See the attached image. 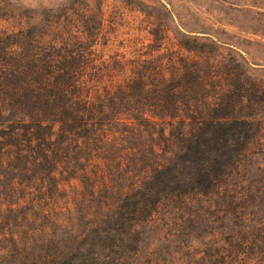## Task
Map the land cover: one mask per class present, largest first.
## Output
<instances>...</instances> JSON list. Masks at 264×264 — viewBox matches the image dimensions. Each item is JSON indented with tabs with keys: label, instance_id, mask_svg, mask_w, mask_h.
<instances>
[{
	"label": "trees",
	"instance_id": "16d2710c",
	"mask_svg": "<svg viewBox=\"0 0 264 264\" xmlns=\"http://www.w3.org/2000/svg\"><path fill=\"white\" fill-rule=\"evenodd\" d=\"M168 17L175 49L98 46L102 13L83 49H2L0 264H136L163 198L218 192L238 168L264 120L225 59L243 64Z\"/></svg>",
	"mask_w": 264,
	"mask_h": 264
},
{
	"label": "rangeland",
	"instance_id": "374dc122",
	"mask_svg": "<svg viewBox=\"0 0 264 264\" xmlns=\"http://www.w3.org/2000/svg\"><path fill=\"white\" fill-rule=\"evenodd\" d=\"M141 1L142 10L130 0H28L27 7L24 0H0V61L10 58L1 52L12 42L22 43L25 55L32 49H83L93 41L76 43L74 36L97 32L101 13L98 46L120 35L113 48L175 49L169 14L181 31L207 35L202 37L235 54L243 67L225 61L237 67L244 109L264 111V0ZM256 132L247 151L233 156L238 168L218 192L170 194L139 224L136 264H264V120Z\"/></svg>",
	"mask_w": 264,
	"mask_h": 264
},
{
	"label": "clouds",
	"instance_id": "9594fccd",
	"mask_svg": "<svg viewBox=\"0 0 264 264\" xmlns=\"http://www.w3.org/2000/svg\"><path fill=\"white\" fill-rule=\"evenodd\" d=\"M14 4H17V0H13ZM28 4V0H24V6L27 7Z\"/></svg>",
	"mask_w": 264,
	"mask_h": 264
}]
</instances>
